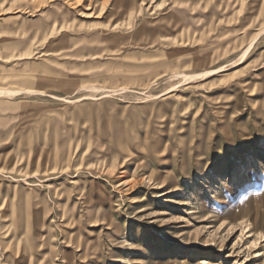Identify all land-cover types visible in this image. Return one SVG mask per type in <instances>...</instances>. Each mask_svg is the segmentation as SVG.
Instances as JSON below:
<instances>
[{
    "label": "rangeland",
    "instance_id": "rangeland-1",
    "mask_svg": "<svg viewBox=\"0 0 264 264\" xmlns=\"http://www.w3.org/2000/svg\"><path fill=\"white\" fill-rule=\"evenodd\" d=\"M0 264H264V0H0Z\"/></svg>",
    "mask_w": 264,
    "mask_h": 264
},
{
    "label": "bare ground",
    "instance_id": "bare-ground-1",
    "mask_svg": "<svg viewBox=\"0 0 264 264\" xmlns=\"http://www.w3.org/2000/svg\"><path fill=\"white\" fill-rule=\"evenodd\" d=\"M211 73H213V72H211ZM207 74H210L209 72L207 73ZM206 75V74H205ZM198 76V75H197ZM184 77L186 78V76L184 75ZM194 77H196V75L195 76H188L187 77V79H192V78H194ZM2 95V94H1Z\"/></svg>",
    "mask_w": 264,
    "mask_h": 264
}]
</instances>
